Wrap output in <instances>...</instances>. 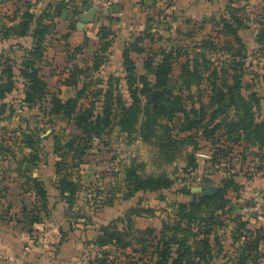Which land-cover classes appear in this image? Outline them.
<instances>
[{"label": "trees", "instance_id": "obj_1", "mask_svg": "<svg viewBox=\"0 0 264 264\" xmlns=\"http://www.w3.org/2000/svg\"><path fill=\"white\" fill-rule=\"evenodd\" d=\"M85 2L89 3L88 0ZM65 5V1H60L53 12V6L49 4L41 14L28 7L22 12L18 23L1 25L0 41L31 35L34 42L31 48H23L24 54L18 69L11 58L0 53V117L7 109V104L2 100L16 90L18 78H21L25 87L23 103L26 106L32 109L40 105L45 117L51 119L60 116L73 122L79 130L78 133L67 136L68 139L64 134L53 135L54 153L59 157L54 164L56 188L61 200L68 204L69 217L76 221L80 218L87 220L88 215L79 207L80 193L85 190L79 171L93 139L102 138L113 126H118L121 133L129 136L138 134L143 142L155 139L159 152L165 153L163 156L174 153L177 149L181 150L184 141H191L193 152L187 163L191 170H197L199 166L195 155L201 148L200 140L212 144L214 150L211 161L214 167L224 159L229 160L235 147L248 144L264 148V119L257 117V106L243 108L242 112L239 111L240 107H236L243 98L241 90L244 64L237 60L242 49L233 51L234 45L230 40L224 41L226 46L221 47L227 48L232 56L228 63L224 61L212 67L214 62L204 52L193 57L187 56L181 63L178 78L181 82L175 92L171 79L174 60L177 59L175 55L179 56L180 51L174 46L162 47L157 53L147 50L143 45L146 32L138 34L125 46L120 75L111 74L106 79L95 80L89 76L91 72L100 70L106 58L104 56L112 46L113 31L111 27L103 25L98 33L100 49L93 66L82 68L75 65L65 80V84L76 87V94L63 100L55 92H50L39 63L45 56V40L54 30V18L61 15ZM221 20L220 34L230 35L236 43L243 46L239 36V29L244 26L243 19L231 13L230 19L222 17ZM64 36L67 37V34ZM202 44L212 43L205 40ZM82 48L80 45L76 50L81 51ZM133 53L145 54L144 73L137 72ZM233 70L235 73L232 75L230 72ZM205 74H208L209 80L207 102H204L201 93ZM193 86L200 95L198 108L195 107L196 102L191 93ZM153 89L162 90L163 95L158 97L157 106L152 110ZM126 95L130 102L125 98ZM84 100L87 103H83ZM187 100L190 107L185 104ZM258 101L256 99L255 103L260 104ZM12 114L14 110L9 116ZM178 114L182 116L177 122L175 118ZM20 131V142L17 144H22V148L30 151L18 160L14 146L1 141L0 161L4 157L7 164L0 172L16 170L22 173L25 184L36 196L29 215L30 221L39 222L49 216L48 190L41 178H34L27 168L23 169V164L39 163L41 138L38 137V129L29 125ZM12 164L16 166L13 167ZM174 183L175 180L165 174L144 177L139 173L138 166L131 163L125 170L122 196L130 199L140 191L154 193L169 189ZM241 186L236 181L235 174L225 176L215 190L201 195L199 200L178 203L175 217L163 221L159 234L153 228L142 230L135 227V216L154 214L153 209L131 207L108 224H101L95 237L85 242V245L96 248L94 257H90L85 264H115L110 248H129L132 250L129 254H138V260L145 259L147 264H218V258L222 260L221 264H264V226L252 229L248 227L251 219H246L239 213L233 217L227 215L230 205L227 196L230 191L239 193ZM189 188H183L187 195H191ZM115 200V195L110 193L99 206H112ZM227 220H231L233 224L230 231L231 250L225 249L228 236L219 234L221 229H227Z\"/></svg>", "mask_w": 264, "mask_h": 264}, {"label": "rangeland", "instance_id": "obj_2", "mask_svg": "<svg viewBox=\"0 0 264 264\" xmlns=\"http://www.w3.org/2000/svg\"><path fill=\"white\" fill-rule=\"evenodd\" d=\"M60 1L62 0H0V27L4 23H18L21 20L22 12L28 7L31 11L39 14L50 4L53 6L51 11L54 12L55 6ZM63 1L66 4L63 11L70 14L73 12L72 18L76 22L81 20L80 16L84 14L83 8L85 9L86 5L92 7L85 0ZM197 2L203 8V16L195 20L181 19L173 13L171 18L167 4L154 5L149 8L148 25L150 30L148 31L150 32H146L147 37L143 42L144 47L147 50L150 49V51L154 50L156 53L162 47L174 46L178 48L180 55H175L177 59L174 60L171 79V85L174 86L176 92L177 87L180 85L179 82H181L178 79L181 63L186 60L187 56L193 57L204 52L205 56L214 62L212 67L222 64L224 61L228 63L232 56H230L231 54L227 48L221 49V47L226 46L223 44L224 41L230 40L234 45L233 51L242 49L241 56L237 60L244 64L241 90L243 98L238 101L236 107H240L239 111L242 112L243 108H252L253 105H256L257 117L264 119V0H197ZM174 4L175 2L172 5ZM171 10L174 11L175 9L171 8ZM96 13L100 17L102 16L98 10ZM231 13H235L243 19L244 26L239 29L243 46L236 43L230 35L220 34L221 18L230 19ZM57 29V33L49 34L46 38L45 44L49 47L47 49L48 53L45 54L39 65L45 80L48 82L50 92H55L60 98L66 100L76 94V88L64 83L70 68L75 62L82 67L90 66L93 55L91 57L83 53L80 56L77 55V51H75L77 45L69 42V36L64 38L65 29H62L61 26ZM205 40H209L212 44L201 45ZM93 45L91 49L93 51L98 50L100 48L99 40H97L94 47ZM24 49L21 48L20 43H15L14 40L0 41V53L11 58L17 69L21 63ZM104 57L110 59V55ZM106 58L104 61L105 67L100 68L97 72H91L89 75L94 80L106 79L111 73L112 75L116 73L115 62L109 63ZM145 58L142 59L141 56L134 58L137 72L140 74L145 72L143 70ZM200 59L202 60L201 57ZM230 73L233 75L235 71L233 70ZM207 77L208 74H205L201 85L204 102H207L209 93V80ZM16 87L12 94L2 100L3 103L7 104V109L6 113L0 117V142L4 141L7 145L14 146L17 158L21 160L24 153H28L30 150L22 148V144H17L20 142L18 139L20 130L26 129L27 125L37 128L38 137L41 138L39 144L40 161L38 164L28 165V169L30 172L37 173L45 182L46 187L56 188L57 177L54 164L59 157L54 153L53 135L54 133L64 134L66 138L69 135L78 133L79 130L73 122L60 116H54L51 119L45 117L44 111L40 110V105L32 109L26 106L23 103L25 87L21 78H18ZM191 93L194 95L195 107L198 108L200 106L198 102L200 95L195 86L192 87ZM161 95H163V91L160 89H153L151 92L152 110L157 106V99ZM125 98L130 102L128 95ZM256 99L259 100L260 104L255 103ZM83 103H87L86 100ZM185 104L187 107L191 106L188 100ZM12 110H14V114L9 116ZM208 113H210V110ZM181 116L180 114L176 115L175 121L178 122ZM200 145L201 148L196 151L195 155L199 165L198 169L191 170L187 167L188 160L193 152L191 141L186 143L184 141L181 150L177 149L174 153L163 156L162 154L165 153L161 154L159 152L155 139L151 142H143L138 134L129 136L121 133L118 126H113L102 138L93 139L91 148L84 157L79 171L81 183L85 188L80 193L79 201L88 217L87 220L85 218L76 223L80 225V229H85L87 241L90 234L92 239L95 237L96 230L101 224H108L112 219L122 215L131 207L141 206L144 209H153L154 214L144 213L141 216H135V227L142 230L153 228L159 234L163 221L175 217L178 203L192 200V193L194 192L199 194L197 196V200H199L201 195L205 194L206 187L208 193L212 192L220 185L225 176L235 174L236 179L242 185L241 189L246 187L243 182L249 176L264 181V148L259 149L255 145L248 144L235 147V151L233 155L229 156V160L224 159L220 165L214 167L211 161L214 150L212 144L206 140H200ZM200 152L209 153L211 156L205 159L201 158L197 156V153ZM131 163L138 166L139 173L144 177L165 174L174 179L175 183L169 189L154 193L140 191L132 198L124 199L122 195L125 186V170ZM6 164V159L3 157L0 161V171L4 169L2 167ZM12 165L13 167L16 166L15 164ZM188 186L191 195L184 193L183 188ZM194 188H201V190H194ZM110 193L116 197L114 204L112 206H99L105 200L106 195ZM245 195L246 197L241 204H235L238 212L255 194ZM53 198L57 202L62 201L60 196ZM230 201L231 203L234 202L232 199ZM256 222L263 223L264 219ZM83 223H86L87 228L83 226ZM231 226L233 227L232 222L228 221L227 229L219 231L221 236H228L226 250H231L229 247L231 243L229 239ZM88 233L90 234L88 235ZM135 246L139 247L137 244ZM110 249L115 264H147L145 259L138 260V254H129L132 253L129 248L125 250ZM84 253L88 260L89 257H94L96 248L86 245ZM216 263L221 264L222 260L218 258Z\"/></svg>", "mask_w": 264, "mask_h": 264}, {"label": "crops", "instance_id": "obj_3", "mask_svg": "<svg viewBox=\"0 0 264 264\" xmlns=\"http://www.w3.org/2000/svg\"><path fill=\"white\" fill-rule=\"evenodd\" d=\"M173 2H175L174 5H172ZM173 2L172 0H113L110 14H102L100 17L98 13H95L86 23L81 20L79 22L74 21L72 18V15H74L73 12L70 14L69 12L65 13L66 11H62L59 17L54 18V30L50 34L57 33V27L61 26L62 29H65L66 33L64 32V35L67 34V37L69 36V42L77 45L75 48L80 45L83 46L81 51L75 49L77 55L80 56L82 53L88 54L90 57L93 55L92 64L90 66L82 67L75 62L72 67L78 65L79 67L87 68L93 66L97 51L100 49L96 51L91 49L92 45L96 44L97 40H99L100 43L98 35L100 28L103 25L111 27L113 31V37L111 36L113 42L105 55H110V59H108V57L106 58L109 63L115 62L118 71L116 69L114 75H120L122 73L123 51L125 46L138 34L150 32L148 31L150 30V26L148 25L149 8L154 5L167 4L169 7L168 10H170L168 13L171 18L172 13L181 19L185 18L189 20L200 19V17L203 16V8L199 5L197 0H173ZM171 8L175 10L173 11ZM44 10L45 9H43V11ZM43 11H41V13ZM83 12L85 13L84 8ZM67 37L64 36V38ZM8 40H14L15 43H20L22 49L31 48L34 42L31 35L10 38ZM48 48L49 47L46 45L45 54L48 53ZM138 56H141L143 59L145 54H132L133 58H137ZM104 65L105 64H103L101 68L105 67ZM66 78L64 79V83ZM28 165L30 164L25 162L23 164V169L27 168L29 171ZM29 173L34 178H41L37 173L30 171ZM236 181L241 184L239 180L236 179ZM243 183L246 184L244 189L242 188L239 193L230 191L227 196L229 201L231 199L232 201L234 200L232 203L230 201L228 216L233 217L235 214L239 213L236 205L241 204L246 197L245 194L253 195L264 192L263 180L261 181L256 177L249 176ZM47 190L49 194V216L44 217L39 222L32 223L29 215H31L36 199L34 191L25 184V177L22 176L21 172H17L16 170H8L4 173L0 172V264H11L13 260L21 257V255L25 257V264L86 263L87 258L84 252L87 233L85 229H80V225L76 223L81 222V220L85 218H80L76 221L75 218L69 217V213H67L68 204L64 201L57 202L53 198L59 196L58 189L47 187ZM194 193L196 194L195 197L193 196ZM194 193H192V200L196 201L199 194L197 192ZM79 207L82 208V212L84 213L85 210L80 201ZM75 209L74 207L73 211H75ZM41 215L43 217V214ZM228 221L231 220H227V222ZM256 221L258 220H251L248 227L253 229L264 226V222L258 223ZM83 224V226H86L85 223ZM231 228L233 227L231 226ZM89 234L90 233H88V235ZM91 239L92 237L90 234L88 240ZM212 243L214 244V240H212Z\"/></svg>", "mask_w": 264, "mask_h": 264}, {"label": "built area", "instance_id": "obj_4", "mask_svg": "<svg viewBox=\"0 0 264 264\" xmlns=\"http://www.w3.org/2000/svg\"><path fill=\"white\" fill-rule=\"evenodd\" d=\"M92 7H96L97 10L104 15L110 13L113 6V0H88ZM197 156L201 158H209V153L200 152ZM239 214L246 219L262 221L264 219V192L256 193L252 196L246 204L239 210ZM24 255L13 260L11 264H25Z\"/></svg>", "mask_w": 264, "mask_h": 264}, {"label": "water", "instance_id": "obj_5", "mask_svg": "<svg viewBox=\"0 0 264 264\" xmlns=\"http://www.w3.org/2000/svg\"><path fill=\"white\" fill-rule=\"evenodd\" d=\"M97 11L96 7H90L89 5L85 6V13L81 15V21L86 23L89 21L90 17L93 16ZM194 190H201V188H194ZM205 194L208 193V188H205L204 191ZM194 197L196 196V194L194 193L193 195Z\"/></svg>", "mask_w": 264, "mask_h": 264}]
</instances>
